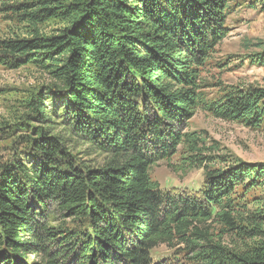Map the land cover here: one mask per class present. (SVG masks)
I'll list each match as a JSON object with an SVG mask.
<instances>
[{
    "label": "trees",
    "instance_id": "1",
    "mask_svg": "<svg viewBox=\"0 0 264 264\" xmlns=\"http://www.w3.org/2000/svg\"><path fill=\"white\" fill-rule=\"evenodd\" d=\"M0 8H20L32 29L0 40V64H33L51 83L46 98L25 101L40 124L24 141L30 164L15 153L0 165V264H170L154 262L151 251L173 243L193 252L189 264H264V164L212 168L225 162L201 154L196 132L181 131L197 109L264 131V89L211 98L202 91L200 71L227 34L230 0H0ZM49 18L62 27L38 32ZM255 58L264 64V53ZM47 102L61 110L63 136L52 135ZM71 137L104 154L100 166L78 163ZM180 145L185 160L204 168V181L174 195L149 170ZM256 189L259 196L243 199ZM213 219L259 242L229 250L213 242L205 226Z\"/></svg>",
    "mask_w": 264,
    "mask_h": 264
},
{
    "label": "rangeland",
    "instance_id": "2",
    "mask_svg": "<svg viewBox=\"0 0 264 264\" xmlns=\"http://www.w3.org/2000/svg\"><path fill=\"white\" fill-rule=\"evenodd\" d=\"M7 5H19L35 0H4ZM1 9V8H0ZM20 9V8H19ZM0 10V40L23 38L32 30L23 19L18 17V10ZM17 10V11H16ZM62 23L49 18L36 24V30L42 34H51L62 27ZM226 36L214 48L213 53L200 71L202 91L211 98L224 89H264V64L256 62L255 55L264 53V4L261 0H230V9L225 15ZM254 60V62H253ZM51 84L43 70L33 64H25L16 69L0 64V165L11 160L16 153L19 160L30 164L32 151L25 148V139L31 136V127H37L35 120L29 117L25 101L37 94H49L44 86ZM50 111L52 123L56 129L52 135L67 133L61 110ZM55 113V115L53 114ZM22 125V126H21ZM182 133L196 132L201 138L203 156L221 158L225 163H218L212 168L231 165L238 160L244 164H264V131L251 130L243 125L214 118L210 113L197 109L192 118L182 128ZM69 153L84 166L98 167L106 157L94 148H88L80 138L71 137ZM183 146H178L176 154L168 161H157L149 170L150 178L157 182L161 191L171 194H189L202 187L204 168L192 165L185 160ZM225 157V158H224ZM236 189V193L238 194ZM258 189L244 195L248 203L259 196ZM51 218L59 219L53 211ZM61 221V220H60ZM213 219L205 224L209 233L221 246L238 251L246 245H255L259 241L240 240L232 232H226L220 223ZM58 221L52 222L56 225ZM62 223H71L66 221ZM246 228V226L243 224ZM185 244L173 243L160 245L151 251L153 261L170 264H189L193 252Z\"/></svg>",
    "mask_w": 264,
    "mask_h": 264
}]
</instances>
